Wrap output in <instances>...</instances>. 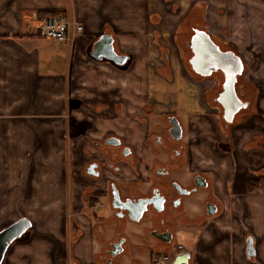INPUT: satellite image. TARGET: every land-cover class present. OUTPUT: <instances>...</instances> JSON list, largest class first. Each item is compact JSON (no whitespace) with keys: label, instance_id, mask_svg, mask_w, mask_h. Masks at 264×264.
<instances>
[{"label":"crops","instance_id":"1","mask_svg":"<svg viewBox=\"0 0 264 264\" xmlns=\"http://www.w3.org/2000/svg\"><path fill=\"white\" fill-rule=\"evenodd\" d=\"M208 1L0 0V230L22 217L31 222L10 244L2 264H105L99 255L122 232L115 227L112 236L105 237L116 219L102 208L98 211L100 204L84 201L90 178L81 173L80 158L92 146L80 132L100 139L111 131L123 136L124 127L136 147L137 118L126 117L123 123V104L138 113L149 92L155 93L159 105L185 111L205 133V122H215L218 114L207 105L202 82L180 73L177 49L178 34L187 31L188 13L201 2H207L203 20L208 29L220 25L244 63L247 57L241 50L250 47L264 54V0ZM46 9L75 15L83 24L73 44L54 43L38 32L34 13ZM104 33L113 37L119 54L128 56L124 64L91 55ZM161 47L170 51V77L158 70ZM246 55L251 59L250 52ZM245 77L248 88L246 82L240 87L250 96V116L257 118L264 115V58L247 69ZM256 118V130L264 132V116ZM204 144L198 149L210 167L217 160L210 144ZM201 159L193 151V164ZM221 164L225 176V163ZM217 185L223 203L211 218L219 233H226L233 205L224 194V178ZM239 189L243 192L244 185ZM253 202L264 218V184ZM201 224L195 219L182 223L179 241L214 236L210 229L202 231ZM115 255L114 264H120L123 259ZM209 256L214 264H235L224 247Z\"/></svg>","mask_w":264,"mask_h":264},{"label":"flooded vegetation","instance_id":"2","mask_svg":"<svg viewBox=\"0 0 264 264\" xmlns=\"http://www.w3.org/2000/svg\"><path fill=\"white\" fill-rule=\"evenodd\" d=\"M206 3L201 2L197 5L199 8L188 13L185 21L187 31L178 34L177 43L182 51L180 55L178 52L180 73L195 82H202L206 103L211 109H216L215 113L218 114L217 120L210 123L208 136L185 111L173 105H159L161 101L155 93L149 92L144 95L148 101L138 113L127 110L123 104V123L126 117L137 118L140 136L137 137L136 147L129 143L130 133L124 127L123 136L111 131L100 139L91 138L85 130L80 132L82 140L87 139L92 146L80 158L81 173L90 178L84 191V201L101 205V197L108 195L111 208L108 216L113 219L138 222L144 217L153 216L155 220L153 227L147 228L148 234L140 237L141 243L132 242V238L118 232L115 240L99 255L105 264H114L117 256L113 254L114 245L119 242L122 251L118 255L123 253L120 264H152L160 253L172 250L178 244L182 248L169 264H214L209 253L218 247H224L226 252L231 253L230 263L264 264V218H252L247 200L248 194H254L264 184V132L256 130L255 117L252 118L250 115L253 113L248 112L251 107L250 96L239 90L240 80L247 71L246 65L232 46L209 32V25L203 20ZM195 29L207 31L220 50L234 52L243 62L242 73L236 75L235 88L245 106L230 121L225 118L224 106L219 101L226 81L225 72L217 68L212 69L210 74H203L193 64L191 39ZM160 52L162 65L158 70L170 77V51L161 47ZM201 114L204 118L208 116L206 113ZM240 115L244 118L239 119ZM184 116L186 123L181 119ZM249 116L248 120L245 119ZM206 141L210 142L211 150L216 152L213 154L217 163L212 162L213 166L210 167L205 166L206 155L198 149ZM194 146L203 157L197 164H193ZM222 162L227 168L225 176H221L218 167ZM132 173L136 174L134 179L130 177ZM222 178L226 184L224 194L227 202L233 205L224 225L228 229L226 233H219L211 218L220 212L219 207L223 203L217 185ZM145 181H151L150 186L144 191L138 189L137 185ZM240 185H244L243 192H240ZM195 198L199 199L194 200L195 203L190 202ZM138 215L139 218L135 219ZM188 219L202 223L200 229H210L214 236L208 239L195 236L186 244L176 240L177 224ZM98 228L103 231L101 226ZM149 236L154 238V242H150ZM160 244L169 246L168 250L162 251ZM146 252L149 254L148 261H144L141 256Z\"/></svg>","mask_w":264,"mask_h":264},{"label":"water","instance_id":"3","mask_svg":"<svg viewBox=\"0 0 264 264\" xmlns=\"http://www.w3.org/2000/svg\"><path fill=\"white\" fill-rule=\"evenodd\" d=\"M191 47L194 52L192 61L197 71L210 74L212 69L221 68L225 72L226 81L223 84V92L219 96V101L224 106L225 118L228 121L232 120L235 113L245 106V103L238 98L235 88L236 75L243 71V62L240 56L232 51L220 50L209 33L203 29L194 30ZM91 55L96 59L105 57L117 64H124L128 58L126 54H119L115 50L113 37L107 33L100 35L94 42ZM136 218L138 219L139 215ZM30 227L31 222L26 217H22L0 230V264H2L10 244ZM114 248V255L121 252V243L115 244Z\"/></svg>","mask_w":264,"mask_h":264},{"label":"rangeland","instance_id":"4","mask_svg":"<svg viewBox=\"0 0 264 264\" xmlns=\"http://www.w3.org/2000/svg\"><path fill=\"white\" fill-rule=\"evenodd\" d=\"M209 3H212L211 1L209 2ZM36 13V12H35ZM36 14H38V12L36 13ZM38 17V16H37ZM35 22H36V25H38L40 22L39 21H37V20H35ZM207 26H208V24H206ZM220 25H216V24H214V25H212V27L211 28H209V32L211 33V34H213V36H217V38L219 37V38H221L220 40H223L227 45H229V46H231V44H232V42L227 38V32H224L223 30H222V28H220L219 27ZM225 44V45H226ZM236 47V46H235ZM180 47H177V49H178V52H179V55L180 54H182V51H181V49H179ZM237 48V47H236ZM246 50L248 51V53L250 52V54H251V59L250 58H248V56L246 55V52L247 51H242L241 50V53L242 54H244L245 55V58H246V61H245V63H246V70L247 69H249V68H253V67H256V66H258L259 65V63H260V61H261V59H263L264 58V54H262L261 52H258V51H255V50H253L252 48H250V47H248V48H246ZM249 55V54H248ZM244 82H246V77H245V75L244 76H242V78H241V80H240V83H244ZM247 83V82H246ZM203 86V85H202ZM240 90V92L242 93V94H244V91L240 88L239 89ZM251 94H253V92L251 93ZM239 119H243V118H241V115L238 117ZM250 118V116L248 117V118H245V119H249ZM253 118V117H252ZM256 118V117H255ZM261 117H260V115L256 118V119H260ZM183 121H184V123H186L185 122V116L183 117V118H181ZM262 120V119H261ZM205 124H206V126H205V128H206V131H205V135L206 136H208V131L210 130V124L208 123V122H205ZM256 127H257V125H256ZM211 135V134H210ZM241 136H242V134H241ZM211 139H212V135H211ZM209 140H210V138H209ZM209 141H206V143L204 144V146L205 147H208L209 146ZM199 148H202V146H200ZM194 152H196V146H194L193 147V149H192ZM212 151V150H211ZM212 153H216L214 150L212 151ZM206 166V165H205ZM219 167V171H221V169H222V166H218ZM225 167H226V165H225ZM221 168V169H220ZM226 169L227 168H225V170L224 171H226ZM107 174L110 176L111 174L109 173V171H107ZM150 183H151V181H149V182H147V181H145V182H142V183H140V184H138L137 185V188L138 189H140V190H142V191H144V190H146L149 186H150ZM204 194V193H203ZM253 197H254V194H251V195H249L248 196V203H249V207H250V209H251V212H252V214H251V216H252V218H254V219H257V217H260V216H258L259 214H258V207H254V202H253ZM199 198H195V199H192V200H190V202H194V200H198ZM195 203V202H194ZM103 209L106 213V215L108 216L109 214H111V208H110V204H109V201H108V195H104L103 197H101V206H99V208H98V211H99V209ZM103 214V213H102ZM101 214V215H102ZM97 215L99 216L100 214L99 213H97ZM154 223H155V220L153 219V216H151V217H144L143 219H141L140 221H131V220H129V219H127V220H125L124 222H123V219H119V220H115V221H113V223H111L108 227H107V229L105 230V237H109V236H112V233L114 232V230H115V227H118V229H120V231L122 232V234L126 237H128V238H132V240L134 241V240H139L140 241V243L142 242V240H140V237H143L144 235H146V234H148V230H147V228H149V227H153V225H154ZM176 229H177V231L179 230V229H184L183 228V225H182V223H178L177 224V226H176ZM176 231V240H179L178 238H179V232H177ZM183 239V238H182ZM149 240H150V242H154V238H152V237H150L149 236ZM148 252H146V254L143 256V260L144 261H148V259H149V257H148ZM119 258H120V260L121 259H123V253L122 254H120L119 255ZM123 261V260H122Z\"/></svg>","mask_w":264,"mask_h":264},{"label":"built area","instance_id":"5","mask_svg":"<svg viewBox=\"0 0 264 264\" xmlns=\"http://www.w3.org/2000/svg\"><path fill=\"white\" fill-rule=\"evenodd\" d=\"M37 20V14L34 13ZM84 26L77 20L75 15L46 16L38 24L37 30L41 35L49 37L54 43L73 44ZM181 245L174 246L172 250L164 251L155 257L152 264H169L181 249Z\"/></svg>","mask_w":264,"mask_h":264},{"label":"trees","instance_id":"6","mask_svg":"<svg viewBox=\"0 0 264 264\" xmlns=\"http://www.w3.org/2000/svg\"><path fill=\"white\" fill-rule=\"evenodd\" d=\"M65 14L62 10L59 9H46V10H39L37 14V20L40 22L42 21L46 16H60Z\"/></svg>","mask_w":264,"mask_h":264}]
</instances>
